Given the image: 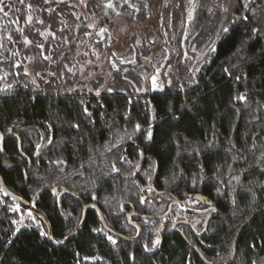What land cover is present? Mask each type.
<instances>
[{"label":"trees","instance_id":"1","mask_svg":"<svg viewBox=\"0 0 264 264\" xmlns=\"http://www.w3.org/2000/svg\"><path fill=\"white\" fill-rule=\"evenodd\" d=\"M194 1L189 24V0H111L114 8L88 0V8L76 9L79 21L65 17L75 42H48L53 58L64 59L51 66L57 75L47 83L34 85L12 67L26 63L34 76L36 61L25 57L38 49L4 41L0 75L10 74L0 89L11 95L0 94V176L11 195L46 219L53 241L41 235L49 234L46 223L0 187V264H228L241 232L232 264H264V0ZM29 2L40 0H5L12 10L0 13V36L19 40V27L42 40L36 17L49 18L29 13ZM30 14L33 27L25 24ZM122 27L126 51L119 55L113 47L122 43ZM95 51L114 67L87 83L79 69L82 60L96 61ZM65 63L76 65L75 75L61 78ZM99 71L84 70L87 77ZM143 73L158 75L163 89L146 87ZM177 202L215 211L206 233L203 216L181 206L170 211ZM87 207L83 228L66 241ZM100 214L110 232L133 239L141 230L139 238L114 237Z\"/></svg>","mask_w":264,"mask_h":264},{"label":"snow or ice","instance_id":"2","mask_svg":"<svg viewBox=\"0 0 264 264\" xmlns=\"http://www.w3.org/2000/svg\"><path fill=\"white\" fill-rule=\"evenodd\" d=\"M20 3H25V0H19ZM125 2H127V0H125ZM189 3L192 5V11L189 12V19L191 20L192 17V12L195 11V8L198 6L194 0H189ZM61 5H65L69 12H63L60 11L59 9L61 8ZM130 7H134L133 5H129ZM167 6V5H165ZM29 13L34 12V11H40L43 13H46L48 18H49V22L45 23L44 19H41L39 16L36 17V23L41 24L44 26L43 30H39L37 29V33L38 36L41 39H36L34 40H30L29 37L27 35H24V29L23 28H16L14 29V31H16L19 36L20 39L19 40H14L13 36L9 33L5 36H0V57H3V53L4 51H7L8 49L6 48L4 41H8L9 43H19L23 46V48L28 49L30 47H35L36 49H38V54L35 56H26L25 57V61L27 62H32L33 60L36 61L37 67L34 68V72L35 75L33 76L32 73H30L27 69V64L23 63V62H15L12 67L13 68H22V73L23 76L25 77H30L31 78V83H33L34 85L37 83V79L47 83L49 82L46 77H54L57 75L56 72L51 70V66L55 65L58 63V60H63L64 56L61 54L57 59L53 58V55L55 53V48H53L50 44H48L49 40H57L59 41V43L56 45V48L61 47V45L63 46H68L71 45L75 42L76 37L70 35L72 28L70 27L67 19L65 18L69 13L75 17V19L77 21L80 20V16L81 14L78 13L76 11V9L78 7H83V8H88V0H40V3L37 5H33L31 2L27 3L26 5ZM107 8H114L113 3L111 2V0H108V3L106 4ZM145 7H147V5H145ZM177 7H179V4H177ZM245 7H247V5H245ZM9 9L12 10V5L10 4H6L5 0H0V13H3V15L5 17H7L8 12L5 11V9ZM137 11H139V9H137ZM224 11H227V9L225 8ZM53 14H55V16H53ZM119 14V13H118ZM238 19H243V20H247L248 17L247 16H241L238 17ZM17 23H19V21H17ZM25 24L33 27V17L32 15H28L27 19L25 20ZM53 24H56L57 27L53 28ZM89 25H85V27H88ZM77 27H79L77 25ZM106 31V29L104 30ZM225 32L228 31V29H224ZM259 28H254L253 32H258ZM66 32L68 34H66ZM59 33V35H58ZM48 44V48L49 50L46 51L45 45ZM70 50V49H69ZM214 50V49H213ZM11 56H19V52L18 51H11L10 53ZM3 59H7L6 57H3ZM43 61H47L48 62V66L45 67L43 69V71H41L40 69V65H42ZM91 63V62H90ZM76 67L75 64H72L71 67H69L68 63H65L63 66V69L60 70V76L61 78L64 75V71L70 72L73 75H75V72L73 71V69ZM10 73L8 72H4L3 75H0V79H6L7 76ZM16 75H19L20 73H15ZM151 83L153 84V86L156 85V78L153 77L151 80ZM110 90V89H109ZM0 94L4 95V96H9L11 95V93H9L6 89H0ZM97 95H99V91H97L96 93ZM239 99L243 100L245 99V97L243 95H241L240 97H238ZM33 100H35V97H32ZM85 112H87V109H85ZM88 115H91L90 113H88ZM73 127L75 128H79V125H73ZM49 128H51V126H49ZM136 130L139 131L140 130V125H136ZM9 133L12 132V129L9 128L7 130ZM0 136H2V134H0ZM152 138V134L151 132L148 133V139ZM49 143H51V140L48 141ZM3 151V148L0 147V152ZM143 154L141 153V156ZM121 162H128L126 160L125 157H121ZM112 171L113 172H119V169L116 168L115 164H112ZM93 199H95V197H93ZM144 200L143 198L141 199V203H143ZM29 216H31V213H29ZM18 231V229H17ZM93 231H97L96 229H94ZM42 236H48V233L45 232H41ZM50 238V237H49ZM108 240L112 243V244H116V240H114L110 235L107 236ZM65 239H67V237H65ZM9 243L11 241H8ZM58 243H62V241H58ZM160 243V240L157 238L155 241H153L152 243V248L154 249L158 244ZM145 250L146 251H151L152 249H149L147 245H145ZM253 264H255V262H253Z\"/></svg>","mask_w":264,"mask_h":264},{"label":"rangeland","instance_id":"3","mask_svg":"<svg viewBox=\"0 0 264 264\" xmlns=\"http://www.w3.org/2000/svg\"><path fill=\"white\" fill-rule=\"evenodd\" d=\"M195 2V1H194ZM190 4V3H189ZM190 7H189V11H188V14H189V12L190 11H192V5L190 4L189 5ZM195 13H196V8H195V11H193L192 12V19L190 20L189 19V24L192 22V21H194V19H195ZM135 28H133V26H131L130 27V30L131 31H133ZM127 31L128 30H125L124 29V27H122V29H119L118 31H116V38H117V40L119 41V42H122L121 44H119V46H117L116 47V45H115V47H113V49L114 50H116L117 51V54H123V53H125V51H126V44H125V40H124V36L126 35V33H127ZM115 33V32H114ZM98 36H100V37H102L103 36V31H100V32H98ZM114 36H115V34H114ZM108 50V49H107ZM106 51V50H105ZM96 53H95V55H96V57H95V60L96 61H94V62H92L90 59H86V60H82V64L80 65L81 66V68L79 69L80 70V75H81V77H84V81L85 82H87L88 83V81L89 80H91V79H93V78H95V76H100L101 75V77H105V78H107V75H108V73H106L104 70L105 69H108V67L110 68L111 66H113L114 67V64L112 63V60L109 58V55H106V57H104V59H102L99 55H98V52L97 51H95ZM91 62V63H90ZM113 64V65H112ZM88 65L89 66H97V67H100V70L101 71H99V73H90V76H88L87 77V75H86V73L84 72V70L88 67ZM109 65H111V66H109ZM29 67V66H28ZM29 69H30V67L28 68V71H29ZM143 74H145V79H144V83H145V85H146V87H150L151 89H153L154 91H157V90H162L163 88H162V85H161V83H160V78H159V76L158 75H156V76H149V75H146V73H143ZM153 77H155L156 78V85L155 86H153V84L151 83V80H152V78ZM106 81V80H105ZM88 87L89 88H91L90 87V85L88 84ZM17 208L19 209L20 208V206H17ZM22 222H20V224H21Z\"/></svg>","mask_w":264,"mask_h":264},{"label":"water","instance_id":"4","mask_svg":"<svg viewBox=\"0 0 264 264\" xmlns=\"http://www.w3.org/2000/svg\"><path fill=\"white\" fill-rule=\"evenodd\" d=\"M4 139H5V138L2 137V138H1V141L3 142ZM0 187H1L2 191L5 193L6 196H9L12 200L16 201L19 205H21V206H23L24 208L30 210L33 214H35L36 216H38L42 221H44V222L46 223L47 228H48V231H49V235H50V240L53 241V235H52V230H51V226H50V224H49V223L46 221V219H45V218H44V217H43V216L37 211V209H36L33 205L27 204V203H25L24 201L18 199L17 197H14L13 195H11V194L9 193V191L7 190V188L5 187L4 182H3L2 178H1V176H0ZM173 206H174V204L171 206V209H172ZM88 209H89V207H87V208L85 209L83 222H82V224L80 225V227H79V228H78L73 234H71V235L68 237V239H67L66 241H68L70 238H72L75 234H77V233L83 228V226H84V224H85V221H86V215H87ZM170 211H171V210H170ZM206 213H208V211H207V212H204L203 214H206ZM168 215H169V214H167L166 216H163V217H161V218H156V219H164V218H166ZM255 215H256V214H255ZM253 217H254V216H252V217L248 220V222L246 223V225L251 221V219H252ZM100 218H101V224H102L103 228H104L106 231H108V232H109L110 234H112L114 237H118V238H120V239H122V240H124V241H136V240L139 238L140 234H141V230H139V232H138V236H137L136 238H133V239H131V238H126V237H124V236L114 234V233L110 232V231L107 229V227H106V225H105V222H104V219H103V217H102L101 214H100ZM209 219H210V218H208L207 220H209ZM207 220H206V221H207ZM206 224H207V222H206ZM242 231H243V230H242ZM241 234H242V232H241ZM241 234L238 236V238H237V240H236L235 248H234V255H233L232 260H231L228 264H232V263L234 262L235 255H236V246H237V244H238V242H239V239H240ZM66 241H65V242H66ZM202 259H203V258H202ZM203 261L205 262V264H210V263H208L207 261H205L204 259H203Z\"/></svg>","mask_w":264,"mask_h":264},{"label":"flooded vegetation","instance_id":"5","mask_svg":"<svg viewBox=\"0 0 264 264\" xmlns=\"http://www.w3.org/2000/svg\"><path fill=\"white\" fill-rule=\"evenodd\" d=\"M55 193H56V191H55ZM196 199L199 200L200 198H196ZM175 206H179V207L181 206V208L183 209V211H187L188 210L189 212H193L194 214L197 213L198 215L203 216L204 219H205L204 228H203V234L206 233V227H207L206 222L208 223V221H210V219L213 217V214L215 212L213 209L212 210H209V209L208 210H206V209H203L202 210L201 209V210L193 211V210H190V209L186 208L187 207L186 206V203H178V202L177 203H174V206L172 207V209H174ZM172 209H171V211H172ZM207 211H208V213L203 214L204 212H207ZM208 218H210V219L207 220ZM186 224L191 228V230H193L194 232H196L195 231V227L192 224H190V223H186ZM203 234H201V235H203Z\"/></svg>","mask_w":264,"mask_h":264},{"label":"bare ground","instance_id":"6","mask_svg":"<svg viewBox=\"0 0 264 264\" xmlns=\"http://www.w3.org/2000/svg\"><path fill=\"white\" fill-rule=\"evenodd\" d=\"M119 239V238H118Z\"/></svg>","mask_w":264,"mask_h":264}]
</instances>
